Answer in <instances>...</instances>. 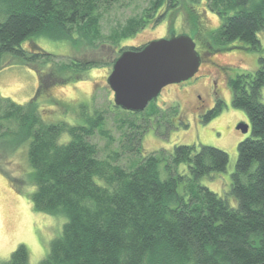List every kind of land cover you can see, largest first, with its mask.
Listing matches in <instances>:
<instances>
[{"label":"trees","instance_id":"16d2710c","mask_svg":"<svg viewBox=\"0 0 264 264\" xmlns=\"http://www.w3.org/2000/svg\"><path fill=\"white\" fill-rule=\"evenodd\" d=\"M135 1L141 10L106 33L104 17L113 8ZM143 1L141 6L138 0H0L5 14L0 19V60L11 54L57 72L51 75L54 79L46 80V73L38 71L39 89L26 104L0 93V141L28 144L34 208L66 217L61 235L51 241L48 255L38 264H264V56L255 72L229 79L232 104L247 113L252 126L251 135L238 144L230 191L235 205L200 183L203 176L227 169L226 150L176 144L171 151L144 152V134L159 107L152 108L150 117L122 108L117 118L123 130L119 147L106 156L93 140L100 135L115 142L106 127L105 111L95 110L93 118L80 125L47 122L42 115L39 102L44 95L54 84L68 82L59 71L84 72L96 64L66 62L23 43L38 35L76 40L78 32L92 46L115 45L178 6L176 0ZM207 2L221 24L203 39L204 45L224 48L239 41L251 50H261L264 0ZM223 105L218 99L213 109L199 113L200 120L209 122ZM140 116L145 117L138 122ZM181 123L188 126L184 119ZM65 134L70 136L67 140ZM129 153L137 160L140 156L137 165L121 163ZM0 264H30L28 248L20 244Z\"/></svg>","mask_w":264,"mask_h":264},{"label":"rangeland","instance_id":"374dc122","mask_svg":"<svg viewBox=\"0 0 264 264\" xmlns=\"http://www.w3.org/2000/svg\"><path fill=\"white\" fill-rule=\"evenodd\" d=\"M176 1L177 8L166 17L148 23L141 31L121 39L115 45L92 46L89 39L78 32H75L76 40L38 35L23 43L24 47H39L66 62L73 60L76 63L96 64L84 72L72 68L65 72L59 71L68 82L54 84L39 106L47 122L66 121L71 125L86 124L89 118H93L95 110L105 111L106 127L115 142H109L100 135H96L93 140L99 145L101 155L106 156L118 146L123 132L117 125V118L124 110L115 107L114 91L107 82L113 64L121 54L120 49L141 46L154 38H169L173 34L192 36L203 58L200 69L190 80L164 87L161 94L143 111L146 117H150L152 108L159 107L156 109L158 112H154L151 127L144 134V152L147 154L161 148L171 151L176 144H195L198 148L206 144L226 150L229 153L227 169L203 176L200 183L221 196H227L230 204L235 205L237 200L230 191L238 159V144L251 135L252 126L247 113L232 104L229 79L242 72H255L258 69L259 58L264 56V29L259 32L261 50H251L239 41L224 48H211L203 44V39L220 26L218 14L208 7L207 0ZM138 2L144 5L143 0ZM136 5L135 1L113 8L103 19V30L110 32V28L119 20L123 22L128 16L140 11L142 7ZM4 16L0 8V19ZM0 64V93L22 104L37 94L40 85L38 71L46 73V80L54 79L51 75L56 72L49 65L26 63L11 54H4ZM218 99L224 102L222 111L209 122L203 123L199 113L213 109ZM262 99L264 101V88ZM144 117L140 116L137 121L140 122ZM183 119L188 126L181 123ZM241 122L250 125L248 132L237 129ZM69 137L68 134L63 135L64 140ZM139 158L137 160L134 154L129 153L122 157L121 163L126 166L137 165ZM185 168V164L180 166L181 170ZM31 173L28 144L25 141H0V261L8 260L12 252L24 244L29 251L30 264H38L48 255L51 241L62 233L66 221L63 214L34 208L31 193L35 184Z\"/></svg>","mask_w":264,"mask_h":264},{"label":"water","instance_id":"95a60500","mask_svg":"<svg viewBox=\"0 0 264 264\" xmlns=\"http://www.w3.org/2000/svg\"><path fill=\"white\" fill-rule=\"evenodd\" d=\"M194 38L173 34L150 40L138 49H125L116 58L107 82L114 91L117 106L142 112L169 84L193 78L202 64ZM237 129L248 132L250 125L241 122Z\"/></svg>","mask_w":264,"mask_h":264},{"label":"flooded vegetation","instance_id":"af4514ba","mask_svg":"<svg viewBox=\"0 0 264 264\" xmlns=\"http://www.w3.org/2000/svg\"><path fill=\"white\" fill-rule=\"evenodd\" d=\"M158 38H161V37H158ZM154 39H156V38H154Z\"/></svg>","mask_w":264,"mask_h":264}]
</instances>
